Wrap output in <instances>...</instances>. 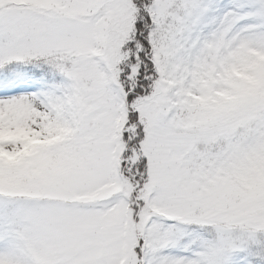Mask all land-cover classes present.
<instances>
[{
	"label": "snow or ice",
	"instance_id": "snow-or-ice-1",
	"mask_svg": "<svg viewBox=\"0 0 264 264\" xmlns=\"http://www.w3.org/2000/svg\"><path fill=\"white\" fill-rule=\"evenodd\" d=\"M0 264H264V0H0Z\"/></svg>",
	"mask_w": 264,
	"mask_h": 264
}]
</instances>
